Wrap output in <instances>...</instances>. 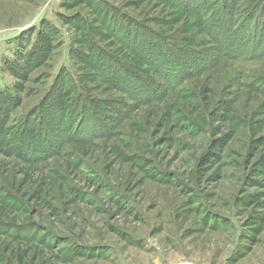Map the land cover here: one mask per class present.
<instances>
[{
    "label": "rangeland",
    "instance_id": "obj_1",
    "mask_svg": "<svg viewBox=\"0 0 264 264\" xmlns=\"http://www.w3.org/2000/svg\"><path fill=\"white\" fill-rule=\"evenodd\" d=\"M0 264H264V0H0Z\"/></svg>",
    "mask_w": 264,
    "mask_h": 264
}]
</instances>
